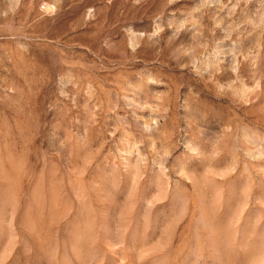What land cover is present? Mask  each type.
<instances>
[{
	"label": "rangeland",
	"instance_id": "1",
	"mask_svg": "<svg viewBox=\"0 0 264 264\" xmlns=\"http://www.w3.org/2000/svg\"><path fill=\"white\" fill-rule=\"evenodd\" d=\"M0 264H264V0H0Z\"/></svg>",
	"mask_w": 264,
	"mask_h": 264
}]
</instances>
